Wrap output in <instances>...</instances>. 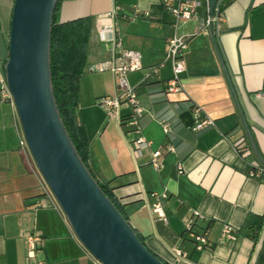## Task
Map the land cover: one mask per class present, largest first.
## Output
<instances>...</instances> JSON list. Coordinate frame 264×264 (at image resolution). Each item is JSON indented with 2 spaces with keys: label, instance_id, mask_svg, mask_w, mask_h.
Listing matches in <instances>:
<instances>
[{
  "label": "crops",
  "instance_id": "0c3cea01",
  "mask_svg": "<svg viewBox=\"0 0 264 264\" xmlns=\"http://www.w3.org/2000/svg\"><path fill=\"white\" fill-rule=\"evenodd\" d=\"M228 1L219 11L215 38L199 31L204 6L177 28L188 46L176 92H166L163 85L172 75L164 51L173 29L159 0H61L54 17L58 24L90 20L75 110L87 138L89 165L146 247L168 264H264V223L255 241L236 233L248 214L264 216V174L248 175L249 167L264 165V0ZM13 2L0 0V69L8 54ZM113 9L122 47L142 55V68L127 74L143 108L139 133L109 118L99 104L101 97L117 93L112 74L90 70L111 55L99 25ZM192 104L215 125L194 130ZM118 112L124 118L129 108L122 105ZM138 135L150 142L141 156L134 152ZM21 136L15 107L0 99V264H94L28 148L20 145ZM240 140L249 148L244 157L234 149ZM158 148L161 166L155 169L149 160ZM156 203L166 222L156 217ZM193 211L204 216L194 226L205 232L204 248L185 232L184 221ZM224 224L235 230L234 239L222 235ZM29 237L34 238L32 256ZM176 248L184 256H177Z\"/></svg>",
  "mask_w": 264,
  "mask_h": 264
},
{
  "label": "water",
  "instance_id": "95a60500",
  "mask_svg": "<svg viewBox=\"0 0 264 264\" xmlns=\"http://www.w3.org/2000/svg\"><path fill=\"white\" fill-rule=\"evenodd\" d=\"M221 1L209 0L211 14ZM56 2L14 0L8 54L3 66L33 162L77 239L94 258L103 264H166L140 241L130 223L102 191L60 117L50 70ZM215 34L211 32L214 38ZM224 69L237 100L230 74L225 66ZM245 126L250 137L246 120Z\"/></svg>",
  "mask_w": 264,
  "mask_h": 264
},
{
  "label": "built area",
  "instance_id": "2783aa9c",
  "mask_svg": "<svg viewBox=\"0 0 264 264\" xmlns=\"http://www.w3.org/2000/svg\"><path fill=\"white\" fill-rule=\"evenodd\" d=\"M159 4L164 12L171 17V27L173 29L172 35L167 38L165 42L164 59L170 61L172 75L169 79L163 82L166 92H176L181 89L180 74L186 69V62L184 53L187 49V36L176 34V30L183 22L196 18L199 9L204 6L206 10V17L199 24V31L203 33L214 32L217 33V23L219 21V7L215 8L211 14L209 11V0H159ZM218 12L217 14L215 12ZM138 10L135 9V15ZM116 15V10L113 9L106 12L101 18L107 19L100 23L99 34L103 41L110 44V57L107 60L101 61L93 65L90 70L96 72L109 71L115 82L117 93L110 97L104 96L99 99V104L106 110L107 115L111 119H117L120 123L134 128L135 132L139 133V118L142 115L143 108L137 96V92L133 86L128 83L127 74L142 68V55L139 51L126 49L122 47L121 31L112 21ZM0 99L8 102L11 106L15 107L13 96L6 84L4 71L0 69ZM125 105L129 108V113L126 117H119V108ZM191 109L196 117L194 130H202L209 126H214L215 121L210 116L206 115L202 108L196 104H192ZM19 120V119H18ZM20 123V122H19ZM165 131L168 130L166 123H163ZM21 126V125H20ZM22 129V128H21ZM23 133V132H22ZM21 146L28 148L24 135L21 136L19 141ZM134 152L137 156H141L143 152L150 147V142L143 136L138 135L133 140ZM171 149V147H168ZM234 149L238 155L244 157L248 154L249 148L244 145L242 140L234 144ZM29 150V149H28ZM162 157L161 149L151 151L149 163L153 168L158 169L161 166L160 158ZM264 174V165H257L249 167L248 175L258 178ZM49 190V188H48ZM50 192V190H49ZM51 193V192H50ZM153 211L156 217L166 222V215L159 203L153 206ZM204 216L198 212L193 211L184 221L185 232L194 241L196 246L204 248L208 246L205 232L198 233L194 230L195 223L198 219H203ZM235 230L229 225L224 224L222 228V235L234 239ZM29 248L28 255L32 256L34 247V238H28ZM175 254L177 256H184V253L176 248ZM94 264H103L90 254Z\"/></svg>",
  "mask_w": 264,
  "mask_h": 264
},
{
  "label": "trees",
  "instance_id": "16d2710c",
  "mask_svg": "<svg viewBox=\"0 0 264 264\" xmlns=\"http://www.w3.org/2000/svg\"><path fill=\"white\" fill-rule=\"evenodd\" d=\"M60 1L61 0H57L54 8L50 41V70L52 91L55 102L68 135L83 163L102 191L106 194V196H108L119 212L127 220L121 204H119L115 199L107 183L99 180L90 168L88 161L87 138L83 128L75 119L78 81L83 71L90 20L89 18H81L62 24L55 23L54 17ZM228 2V0H222L219 5V11H221L228 4ZM4 63L5 60L2 64L3 66ZM262 223H264V216H258L250 213L246 216L240 229L236 230V233L247 236L255 241L258 232L261 229ZM135 233L140 241L144 243L141 236H139L136 231Z\"/></svg>",
  "mask_w": 264,
  "mask_h": 264
}]
</instances>
